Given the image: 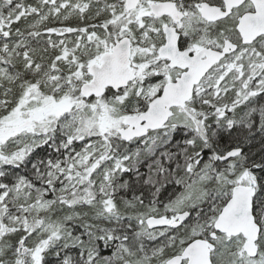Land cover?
<instances>
[{
	"label": "snow or ice",
	"instance_id": "obj_1",
	"mask_svg": "<svg viewBox=\"0 0 264 264\" xmlns=\"http://www.w3.org/2000/svg\"><path fill=\"white\" fill-rule=\"evenodd\" d=\"M261 101L264 0H0V264H264Z\"/></svg>",
	"mask_w": 264,
	"mask_h": 264
},
{
	"label": "trees",
	"instance_id": "obj_2",
	"mask_svg": "<svg viewBox=\"0 0 264 264\" xmlns=\"http://www.w3.org/2000/svg\"><path fill=\"white\" fill-rule=\"evenodd\" d=\"M29 2H31V0H29ZM261 102H264V101H261ZM257 120H258V115H257ZM46 152L54 155V153H52V149L48 148L47 146H45V151L37 150V155L39 157H43L45 156ZM5 167H11V166H5ZM30 169H31V166L29 165L27 169L22 168V169H17L16 171L19 172L20 174L30 175ZM142 171H144V169H142ZM180 175H183V173H180ZM183 191H184L183 185L175 184L170 181L166 185V187L162 189V192L160 194V200L162 203H166L169 198L174 199L177 195H179ZM105 254H107V252Z\"/></svg>",
	"mask_w": 264,
	"mask_h": 264
},
{
	"label": "rangeland",
	"instance_id": "obj_3",
	"mask_svg": "<svg viewBox=\"0 0 264 264\" xmlns=\"http://www.w3.org/2000/svg\"><path fill=\"white\" fill-rule=\"evenodd\" d=\"M75 22H76L75 20L71 21V23H75Z\"/></svg>",
	"mask_w": 264,
	"mask_h": 264
}]
</instances>
